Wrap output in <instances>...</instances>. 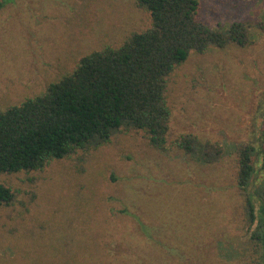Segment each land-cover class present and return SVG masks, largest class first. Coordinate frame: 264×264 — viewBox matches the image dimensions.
<instances>
[{"label":"rangeland","instance_id":"1","mask_svg":"<svg viewBox=\"0 0 264 264\" xmlns=\"http://www.w3.org/2000/svg\"><path fill=\"white\" fill-rule=\"evenodd\" d=\"M199 1L202 22H245L250 43L192 52L171 75L165 150L125 129L43 169L0 174L15 195L0 204V264H264L238 185L239 149L264 141V0ZM149 26L136 0H0V111ZM185 134L223 156L198 162L175 144Z\"/></svg>","mask_w":264,"mask_h":264},{"label":"trees","instance_id":"2","mask_svg":"<svg viewBox=\"0 0 264 264\" xmlns=\"http://www.w3.org/2000/svg\"><path fill=\"white\" fill-rule=\"evenodd\" d=\"M136 4L149 14L148 28L132 33L119 47L105 46L84 56L72 73L42 94L0 111V174L43 169L76 150L97 148L125 129L145 132L154 148L165 150L172 116L167 97L171 75L192 52L231 44L246 47L251 40L245 22L216 28L202 22L199 0ZM175 144L204 164L223 156L220 146L192 134L180 136ZM238 165L249 222L260 221L253 239L264 247L261 137L239 149ZM14 199V192L0 183V204ZM142 230L149 234L147 226Z\"/></svg>","mask_w":264,"mask_h":264}]
</instances>
